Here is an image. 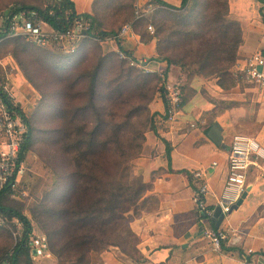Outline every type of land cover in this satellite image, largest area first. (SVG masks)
Segmentation results:
<instances>
[{
	"label": "rangeland",
	"instance_id": "obj_1",
	"mask_svg": "<svg viewBox=\"0 0 264 264\" xmlns=\"http://www.w3.org/2000/svg\"><path fill=\"white\" fill-rule=\"evenodd\" d=\"M100 1L94 8L97 24L93 26V32H116L117 40L112 36L104 40L89 37L77 45L73 54L68 52L71 46L67 43L38 46L22 36L10 35L0 40V84H3L13 102L21 107L30 126L29 145L19 168L16 188L14 193L4 198L3 203L20 211L30 221L33 264H39L41 257L37 258L39 253L33 247L32 240L43 237L48 241L41 228L48 227L43 210L59 212L69 207L72 209L79 201L91 198L90 188L86 187L93 185V179L89 180L92 173L101 182L108 181V166L105 161L111 157L109 151L100 146L95 154L89 151L92 147L88 148L84 143L77 145V140L87 141L101 121L102 126L95 135L97 141L103 144L108 137L105 123L111 120L107 116L109 111L116 114L117 118L125 117L130 111H135L137 115L133 122L134 129L136 132L142 131L145 140L143 143L140 138L134 140L135 146L141 144V148L140 151L137 147L130 150V155L139 152V156L128 164L131 176L141 177L142 180V173L148 163L143 157L145 155L149 159L153 155L149 147L144 152V143L147 136H154L149 129V122L152 114L154 119L157 118L155 114L158 112L153 106H156V101H161V88L164 91L167 87L178 90L181 95L178 111L185 103H189L192 122L198 125L199 121H203V127L207 129L218 123L228 128L231 135L251 136L257 131V120H264L263 91H258L236 68L237 60L231 67L227 60L233 53L228 45L234 46L236 35L233 26L227 31L229 38L226 40H223V32H218L222 24L224 0H191L189 6L193 8L189 12L167 9L158 5L155 0ZM50 3L51 0H0V30L7 14L15 6L44 9ZM208 20L211 22H207ZM204 21L208 27L200 30L206 32L200 36H206L207 42L216 44V48L224 46L221 47L222 52H214V60H217L214 67L205 69L197 63L199 53L194 50L195 41L184 35L200 28L198 25ZM127 25L131 28L128 35L138 34L143 42L150 36L156 37L154 57L142 55L135 59L132 55L125 56L118 49L119 42L121 48L127 51L124 44L127 35L119 36L121 29ZM43 29L48 31L45 26ZM68 55L74 56L68 58ZM162 57H168L172 61L167 70L170 76L166 69L157 68V62H163L159 61ZM244 58L242 56L239 59ZM66 60L68 62H62ZM98 64L96 112L94 108L88 107L87 75ZM215 69L216 73H212L214 75L211 77L198 75L200 70L206 74ZM222 70H228V75L223 76L224 73H220ZM217 75L221 77H215ZM143 79L147 81L145 85L135 83ZM119 86L121 90L116 91ZM183 111L187 116L188 111ZM22 127L24 129L23 125ZM155 127L157 131L162 129V126ZM193 128L187 123L184 131H191ZM134 134L135 132L128 133L125 135L126 139ZM5 143L6 138L0 136V148ZM95 158L100 161V167H91V160ZM83 174L85 178H81ZM78 185L84 186V190H80ZM152 204L153 201L149 200L148 206L145 203L144 207L149 209ZM141 205L143 203L138 206ZM62 223V220L57 219L53 226L57 228V224ZM53 226L46 231L51 232ZM70 227V224L66 227L68 233L72 228ZM21 231L22 225L20 230H16L11 222L0 226V258L11 252ZM63 236L66 238L65 230L62 235L54 236L51 243L58 248V244L66 240ZM128 240L131 243L126 247L130 250L133 241ZM111 248L120 250L118 247ZM47 251L41 253V256H45ZM100 254L91 264H102ZM134 258L136 259L135 256Z\"/></svg>",
	"mask_w": 264,
	"mask_h": 264
},
{
	"label": "crops",
	"instance_id": "obj_2",
	"mask_svg": "<svg viewBox=\"0 0 264 264\" xmlns=\"http://www.w3.org/2000/svg\"><path fill=\"white\" fill-rule=\"evenodd\" d=\"M70 1L76 14L95 17L94 8L99 0ZM162 1L176 7L180 5V0ZM227 2V19L236 22L241 30L242 42L236 51V68L240 71L245 60L255 52H260L264 57V20L260 15L261 11L264 16V0ZM127 36L124 44L133 58L155 56L154 38L148 37L142 42L138 34ZM242 56L245 58L240 60ZM157 64V68H167L163 62ZM167 74L170 76V72ZM256 89L264 94V87ZM155 104L153 109L162 114L163 103L156 101ZM188 104L177 110L175 120L157 118L155 122V126H162L157 131L158 135L170 144L169 166L161 140L147 136L144 143V152L149 147L153 155L149 159L145 155L143 157L148 163L142 178L143 182L151 186L146 196H152L155 201L152 200L149 209L144 207L129 220V227L137 238L135 248L138 259L110 248L100 254L102 264H264V178L260 177L257 170L251 169L239 203L229 214H220V219L214 218L218 208L216 201L227 176L229 145L233 135L224 125L216 123L220 127L221 144H214L207 135L212 125L208 129L203 127V121L195 125L190 119ZM183 109L188 111L187 116ZM187 118L189 121L185 120ZM257 121V131L250 137L264 147V120L260 118ZM187 123L193 124L194 128L185 132ZM194 171L204 172V182L208 187L205 201L212 210V217L205 221L199 219L192 202L194 191L202 183L191 177ZM208 227L225 234L219 250L202 235L203 229ZM36 252L39 253L37 258L41 257L39 264H57L48 251L45 256H41L45 251Z\"/></svg>",
	"mask_w": 264,
	"mask_h": 264
},
{
	"label": "trees",
	"instance_id": "obj_3",
	"mask_svg": "<svg viewBox=\"0 0 264 264\" xmlns=\"http://www.w3.org/2000/svg\"><path fill=\"white\" fill-rule=\"evenodd\" d=\"M190 1L191 0H180V5L176 7L162 0H155L158 5L167 9L176 11L184 10L186 12L191 11L193 8V6H189ZM222 5L224 11L221 14L222 24L219 27L218 32H223V40H226L227 38H229L227 35V31L230 29V26H233L236 35L234 46L231 47L230 45H228L229 50L233 49V53L231 54L230 58L227 59L229 60L231 67L237 60L236 51L238 46L242 42L241 30L236 22H232L227 19V0H224L222 2ZM20 11L35 12L37 18L40 21L46 23L53 30L59 32L66 31L71 28L74 19L79 16L75 13L74 5L70 0H51V3L44 9L26 5L15 6L12 10H10L9 14H7L6 17L8 19L5 18L3 22L2 29L0 30V40L10 35L11 32L8 26L10 22L9 19ZM260 15L262 16V20H264V16L262 15L261 11ZM80 16L88 24L89 37L96 38L98 40H104L108 36H112L116 39V32H93V26L97 24L93 16L87 14H82ZM188 16L190 15L188 14ZM199 22L201 23L202 21ZM199 22L197 24H199ZM207 22H211V20H208ZM207 22L204 21L203 24L198 25L200 26V28L196 30L188 31L189 35L184 33V35L190 36L189 38L192 37V41H195L196 47H194V50L199 53V60H197V63H199L204 69L206 67H214L217 61L214 60V52H222L223 50L221 47H224L221 46L220 48H216V44L207 42L206 36H200L206 33L205 31L202 32L200 30H202V28L208 27ZM177 34H180V32H178ZM154 37L155 36H150L149 39ZM154 39H156V37ZM117 46L125 56L131 57V54L128 51H124V49L121 48L119 42L117 43ZM224 51L226 50L224 49ZM72 56L74 55H68L67 57L70 58ZM159 61H163L167 64V72L169 65L172 63L171 59H169L168 57H162L161 59H159ZM62 62H68V60ZM99 67L100 64H98V66H96V68L87 75L89 78L88 107L94 108L96 112L98 111L96 102L98 98ZM227 71L228 70H222V72L220 73H224L223 76H227ZM212 73L215 74L216 69L213 72H209L206 74L201 70L198 71V75H201L203 77H211L212 75H214ZM215 77L220 78L221 76L217 75ZM135 83L145 85L147 81L143 79L140 82L136 81ZM218 86H220V83L218 84ZM3 88V84H0V98L2 100V103L5 105L8 112L12 114L14 113L16 116H18L28 129V134L25 137L19 151L17 163L19 165V163L23 161L24 153L26 152L29 145V121L22 110L19 108V106H17L13 102V100L3 91ZM115 90H121V87L119 86ZM159 91L160 98L165 109V91L162 88ZM156 115L157 118L163 120L166 119L165 112H163L162 114H155V116ZM107 116L111 120L105 123V126L108 129V137L103 142V144H100L97 141V136L95 135L102 126L100 121L98 126L95 127L92 131L91 137H89L87 141H85L84 139L77 140V145H79L80 143H84L86 147L87 145L88 148L92 147L94 151L93 149L89 151L95 154L97 153V147L99 148L100 146L105 147V149L109 151L111 157H108L105 161L106 166H108L109 168V170L108 168L106 170L108 181L101 182L96 177V174L92 173L91 177L89 176V180L93 179L91 180V182H93V185L91 187H86L87 189L90 188L92 196L91 198L87 199L86 201H79V203L74 205L72 209L69 207L66 208V210H61L59 212H54L51 209L46 210L45 208V211L43 210V212L46 214V224L48 227L45 228L42 226L41 228L44 231V235L48 239V252L55 258L57 264H91L95 257L98 258L101 252L107 251V249L111 247H118L122 253L127 254L132 258L134 256L136 257V259L137 257H139L135 248L137 244V238L129 227V220L132 216H137L140 211L144 209V204L146 202H148L149 200L150 202H152V200L155 201V199L152 196H146V193L151 189L150 183L143 182L141 177L131 176L128 163L129 161L139 156V152L130 155V150L137 147L140 151L141 148V144L135 146L134 140L136 138H140L141 143H143L145 137L142 131L136 132L134 129L133 122L137 117V115H135V111L126 113L125 117L123 118H117L116 114H112L110 111ZM153 116L154 115L152 114V118L149 122V129L153 133V135L161 140V142L164 144L165 157L167 165L169 166L171 151L170 144L158 135L157 129L155 127L157 118L154 119ZM131 132H135V134L131 138L126 139L125 135ZM100 166V161H98L96 158L94 160H91V167L97 168ZM85 177L86 176L83 174L81 178ZM83 187L84 186L82 185H78V188L80 190H84ZM7 195L8 188L4 187L0 190V216L6 218L8 222L11 219L18 220V222H20L22 225V232L15 246L11 249V252H9V254L4 256L3 258H0V264H33L30 248L32 226L28 218L20 211L3 203V200ZM140 203H143V205L139 207L138 205ZM57 219L62 220L63 223L62 225L57 224L58 227L56 228L53 225L54 223H56ZM67 223L72 227H70L71 229L69 233L66 231V227H68ZM52 226L54 227V229L48 233L46 230H49V228ZM51 229L52 228H50V230ZM63 230H65L66 232V238L65 236H63V239L65 238L66 240H64L61 244H58V248H56V246L51 242L54 236L56 237L59 234L62 235ZM128 239L133 241V246L130 250L126 247L131 243Z\"/></svg>",
	"mask_w": 264,
	"mask_h": 264
},
{
	"label": "built area",
	"instance_id": "obj_4",
	"mask_svg": "<svg viewBox=\"0 0 264 264\" xmlns=\"http://www.w3.org/2000/svg\"><path fill=\"white\" fill-rule=\"evenodd\" d=\"M6 19L8 18L6 17ZM9 21L10 36H22L28 42L38 46L49 43L58 45L67 43L71 46L68 51L70 54L75 52L78 44L89 38L88 24L80 15L74 19L71 28L63 32L55 31L46 23L40 21L35 12L20 11L13 15ZM43 26L48 31L44 30ZM148 30L151 32L150 26H148ZM130 32V26H124L119 36H126ZM240 71L249 83L256 87H264V57L260 52H255L249 56ZM3 91L6 93L5 88H3ZM180 97L178 90H173L170 87L166 88V108L164 112L167 121L174 120L177 108L180 105ZM191 126L194 127L193 124ZM27 134L26 125L14 113L8 112L0 98V136L6 138V143L3 148H0V190L6 187L8 188V194L14 193L16 188L19 168L22 164V162L19 165L17 164L19 151ZM214 165L215 163H213ZM251 169L257 170L260 177L264 178V147L253 137L235 134L232 136L229 145L226 180L216 201L220 214H229L240 201L245 192L247 176ZM191 177L194 180L202 181L192 196L195 211L199 219L202 221L208 220L212 217V210L208 208L205 201L208 194V187L204 182L205 174L202 171H194L191 173ZM9 222L13 223L16 230H20L21 223L18 220L11 219ZM9 222L6 218L0 216V226ZM202 235L209 240L216 250H219L221 242L225 240V234L212 227L204 228ZM32 245L39 252L48 250L47 241L43 237L33 239Z\"/></svg>",
	"mask_w": 264,
	"mask_h": 264
},
{
	"label": "water",
	"instance_id": "obj_5",
	"mask_svg": "<svg viewBox=\"0 0 264 264\" xmlns=\"http://www.w3.org/2000/svg\"><path fill=\"white\" fill-rule=\"evenodd\" d=\"M207 135L210 138V140H212V142L214 144H217V145L221 144L220 127H219L218 124H216V123L212 124V126L210 127ZM214 218L220 219V210H219V208H217L216 211L214 212Z\"/></svg>",
	"mask_w": 264,
	"mask_h": 264
}]
</instances>
